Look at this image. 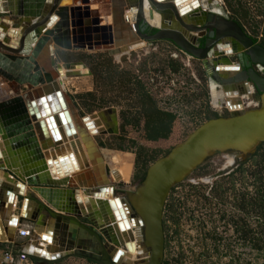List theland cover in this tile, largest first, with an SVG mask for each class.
<instances>
[{
  "label": "water",
  "instance_id": "1",
  "mask_svg": "<svg viewBox=\"0 0 264 264\" xmlns=\"http://www.w3.org/2000/svg\"><path fill=\"white\" fill-rule=\"evenodd\" d=\"M2 1L0 0V8L3 7ZM88 1L79 0L81 5H70L69 8L61 6L59 0H17L15 7L8 5L13 16L22 22V24L17 22L15 26L19 28L23 26L20 35H24V41L21 40L20 49H18V47L6 44V39L5 41L0 40V76L11 82L10 87L15 92L14 97L0 102V143H2L0 150L4 144V147L10 148L12 151V154L4 159L0 153V170L4 173V179L16 181L14 185L18 186L20 190L13 191L14 187L6 182H0V194H4V205L6 206H9L8 199L12 194L15 196V204L23 202L20 215L14 225L17 222L20 224L27 221V210L25 209L31 202L35 203L38 211L44 210L55 219L52 231L58 234L61 241L59 245L64 247V251L51 254L48 257L46 252H42V254H46L41 256L37 254L38 248L33 251L30 247L26 253L35 262L41 260L45 264H54L62 257L78 255L88 258L96 264H121L118 260L123 255L124 247L133 248L130 231L127 230L128 236L123 232L128 226L123 218L122 207H127L130 214L129 224L132 226L144 224L142 235L137 242L143 256L128 264H161L164 247L162 213L171 187L181 182L210 155L224 153L232 157V162L239 157L246 161L264 142V47L254 43L235 21L227 17L225 12L219 14L203 10L200 12V19L204 17V22L192 27L182 22L181 16L189 9L181 11L182 8H176L174 4L178 0H165V3L149 0L154 10L161 16L167 15L166 12H168L169 16L175 17L177 22L185 28L186 33H182L174 31V28L177 29V27L172 25L171 28L164 29L162 25L149 24L142 17V0H110L111 24L99 25V17L95 11L89 10ZM207 1L200 0V4L204 5ZM192 4H194L193 8L198 7L197 0H193ZM166 8L168 11L165 10ZM126 10L137 11L132 28L125 25L123 21V12ZM42 12L43 14H41ZM5 15L7 14L0 13V31L5 26L1 22ZM28 15L40 16V18L36 22L25 25L23 23L27 21V18H22ZM54 16L57 17V20L52 28L48 29ZM170 19L168 17V21ZM217 22L220 24V29L226 30V32H219V28L214 24ZM79 29L82 31L80 32ZM146 30H153V33L147 34ZM193 32L198 33L197 38L194 37ZM187 33L193 35L197 41L202 37V46H196L194 39ZM96 35H100V37L98 38ZM223 37H228L231 40L225 41L222 39ZM49 38L52 41V48L49 53H46L45 48ZM119 39L124 40L123 44L133 43L136 40L140 42L169 40L189 56L200 60L209 84L214 82L216 87H222V94L227 91L224 86L230 85L229 87H231L233 84H243V87L238 85V88H242L248 98L252 97V91L257 93L254 108L242 112L229 111L227 116L217 115L205 120L192 130L183 141L174 145L166 155L156 158L147 166L143 179L134 187V190L126 193L127 199L120 197L122 206H119L117 197L106 200V196L112 195L114 186L112 183L108 184L100 152L95 142L89 141V139L88 144L90 147L92 146L91 150L95 154V157L88 160L92 164L93 172L90 170L91 172L87 176L76 177L77 183L69 177L63 182L50 179L46 166L41 161L43 154H41L27 114V110L30 111L29 105L33 103V98L35 100L39 98L50 100L51 107L49 104L43 106L47 117L35 123L34 127L38 130V139L42 142V149H47L50 146L57 150L56 141L53 139L54 142H52L48 139L49 137L45 136V123L48 124V127L53 128V132H56L55 122L58 121L65 130H71L68 133L69 137L74 134V131L63 102H66L72 115L77 114L66 94L64 99L61 96L59 89L61 77L57 81L60 74L59 64L55 62L53 51L84 47L91 49L93 46L100 45L116 47ZM133 39L136 40L132 41ZM227 44L232 48L229 56L226 60L223 59L224 57L220 59V52L217 48ZM214 48L217 51H214ZM107 52L112 55L116 50L108 48ZM232 54L236 55V62L230 60L229 57ZM44 59L47 61L46 65L42 62ZM37 60L41 65L37 63ZM224 62L232 64L220 65ZM79 66H83V64L80 62L63 63L66 77L75 78V76L88 74L86 70L72 72V69ZM248 83L251 84L252 90L248 89ZM39 85L41 86L38 88ZM21 87L26 88L22 94H20ZM31 87H37L33 93L30 91ZM60 106L63 112L60 111ZM229 107L227 106V108ZM108 112H111L115 119L113 108L104 109L99 113ZM111 126L107 132L115 134L117 126L116 124ZM95 132L105 134V130L100 128H97ZM65 148L67 151L69 150L67 145ZM15 150L17 153L22 151L26 164L18 165L12 162L16 158ZM46 158V162L50 163V159ZM34 161L41 162L37 165ZM17 182L26 185L28 192L25 195L20 192L22 186H19ZM80 188L85 193L83 200L96 207L98 215L93 211L87 213L80 206L79 198L75 197L77 189ZM24 198L25 200H23ZM113 201L117 202L119 207L112 213L110 205ZM77 203L81 209L76 206ZM112 214L116 216L117 220L123 218L122 223L120 220L116 223L121 234L117 230L115 232L110 225L106 228L100 220L103 216L112 219ZM115 246L122 247L123 250L119 248L112 254ZM49 247L48 245L46 249L51 250Z\"/></svg>",
  "mask_w": 264,
  "mask_h": 264
},
{
  "label": "rangeland",
  "instance_id": "2",
  "mask_svg": "<svg viewBox=\"0 0 264 264\" xmlns=\"http://www.w3.org/2000/svg\"><path fill=\"white\" fill-rule=\"evenodd\" d=\"M74 2L73 5H81L79 0ZM109 4L110 0L88 1L89 10L95 11L102 23L108 21L101 17L108 15ZM218 4L254 43L264 47V0H218ZM152 11V20H163L158 12ZM168 17L174 23L172 16ZM107 49V45L57 49L54 56L62 69L63 92L77 116L84 117L88 133L93 134L104 156L109 178L112 180L114 169L120 173L117 180L111 181L114 194L127 199L126 193L143 179L141 176L149 164L183 141L207 120L205 116H227L229 111L224 104L219 107L212 104L211 87L200 60L169 40L143 41L135 47L111 49L116 50L112 55ZM229 52L226 48L224 54L229 56ZM229 58L237 61L235 54ZM75 62L83 66L72 69L73 72L86 70L88 74L66 77L63 63ZM251 95V98L242 95L244 110L256 104L257 95ZM150 104L159 112L175 114L172 124L153 129V116L147 110ZM108 108L115 110V134L107 132L113 124L111 112L102 119L98 114ZM97 128L105 130V134H97ZM227 156L230 157L224 153L208 156L171 187L162 213L165 245L161 264H264V205L258 207L264 204V160L260 157L257 169L261 170L254 179L252 160L239 157L229 164ZM245 201L247 212L241 207ZM42 239L51 242L52 235ZM69 258L73 264H96L83 256ZM137 258L140 259L128 254L120 263H132Z\"/></svg>",
  "mask_w": 264,
  "mask_h": 264
},
{
  "label": "bare ground",
  "instance_id": "3",
  "mask_svg": "<svg viewBox=\"0 0 264 264\" xmlns=\"http://www.w3.org/2000/svg\"><path fill=\"white\" fill-rule=\"evenodd\" d=\"M16 1L17 0L14 1L15 5H16ZM157 1L165 3V0H157ZM73 2H74V0H59V3H60L61 6H65V7H68V8H69L70 5H73ZM142 2H143V15H142V17L149 24H151V25L155 24L154 26H160V24H162L164 22L165 23V25H163L164 29L165 28L169 29V28H171L170 26L172 25L173 27H177V29L174 28L175 29L174 31H177V32L179 31V32H182V33L186 32L185 28L182 27L177 22L175 17H173L172 15H171L172 16V21H174V23H172L171 20L168 21V18H167L169 16L168 12H166V14H167L166 16L167 17L166 16H161V14L159 13L164 21L161 20V21L155 22L154 20H152V18H151V17H153V14H152L153 11L152 10H154V8L149 3V0H142ZM192 2H193V0H178L174 4L176 8H182L181 11H185L186 9H189L186 13H184L181 16L182 22L187 24L188 26L194 27V26L198 25V23L202 24L204 22V19H205L204 17L202 19H200V17H201L200 16V12L203 11V9H201L202 7L207 8V6H208L210 8V9H208V11H212L214 13H219V14H223L224 13V12H222V10L220 8V5L218 4V0H208L204 5L200 4V0H197V2H198V7L197 8H193L194 4H192ZM4 6L5 5L3 4V7H2L3 9L0 8V13H4L3 10L7 9L6 6L5 7ZM100 7L101 6H99V9H100ZM115 7L119 8L118 6H115ZM147 8H150V9L148 10V12H145L147 10ZM108 9H109L108 15H105V16H103L101 18L106 17L108 22H109L108 24L110 25L111 24V5L110 4L108 6ZM165 10L168 11V8H166ZM4 14H7V13H4ZM41 14H43V12ZM159 14H158V16H159ZM197 14H199V15H197ZM12 15H14V14H12ZM136 15H137V11L136 10H126V11H124L123 12V21L125 22V25H128L130 28H132L133 19L136 17ZM24 18H27V21L25 22V25H28L30 23L36 22L40 18V16L32 17V16L28 15L27 17H24ZM30 19H32V20L30 21ZM56 20H57L56 16L52 17V21L50 23L51 25L48 26V29L52 28V26L55 24ZM105 24L108 25L107 23H102L99 20V25H105ZM214 24H215V26H217L219 28L218 29L219 32H226V30L220 29L221 27H220L219 22L214 23ZM22 27L23 26H21V28L15 26V28L10 29V31L9 30H7V31L3 30V33H2V31H0V35H1L0 36L1 37L0 40L1 41H5V39H6V41H5L6 44H8L10 46H14L16 48L18 47V49H20L19 44H20L21 40L24 41V35L23 34L20 35L22 33ZM69 28H70V26H69ZM79 30H80V32L82 31L81 29H79ZM193 33H195V32H193ZM96 36L98 38L100 37V35H96ZM50 39L51 38H49V41L46 43V46H47L45 48V52L46 53H49L50 48H52V41ZM222 39H224L225 41L231 40L228 37H223ZM134 40H136V39H133L132 41H134ZM123 42H124L123 39H119L118 44H117L118 46L114 47L113 45H108L107 47L111 48V49L130 48V47H135V46L141 45V43H142V42L137 41V40L134 41L133 43L131 42V43L123 44ZM196 42H197V40L194 38V44ZM212 48H211V50H212ZM226 48H229L230 50L232 49L231 46H229V44L221 45V46H219L217 48L218 51L220 52V56H219L220 59H221V57H224L223 59L226 60L227 55L224 54V51H225ZM47 49H48V52H47ZM214 51H217V50H215V48H214ZM53 56H54V51H53ZM209 57H210V55H209ZM54 59H55V56H54ZM42 62H43L44 65H46L47 61L44 59V61H42ZM37 63L39 65H41L38 62V60H37ZM231 64L232 63L224 62V63H222L220 65H231ZM59 70H60V74L57 77V81H58L59 77L62 75V69L59 68ZM233 72L237 73V71H233ZM5 81H6L5 82V86L3 85V83L0 86V92H1L0 102H2V100H6V99L8 100L9 98L15 96L14 89L12 87H10V83L11 82L7 81V80H5ZM59 84H60L59 85V89L61 90L60 93H61V96L63 98L65 96V93L63 92V86L61 84V81H60ZM238 85L243 87V84H238ZM238 85L233 84V86H231V87H229L230 85L224 86V88H226L227 91L225 92V94L224 93L222 94V92H223L222 87H220V86L216 87V84L214 82H211V84H210L211 93L210 94H211L212 104L214 106H217V107H219L221 104H224L226 106V108H227V106L228 107L230 106L229 108H227L228 111L242 112L244 109H243V103H242V99L241 98H242V95H245V93H243L244 91L242 90V88H238ZM40 86L41 85H39L37 87L39 88ZM247 86H248L249 90H252V86H251L250 83H248ZM37 87H31L30 91L33 93V90H35ZM25 92H27V91H25ZM238 92H240V93H238ZM22 93H24V92L21 91L20 94H22ZM5 97H7V98L4 99ZM32 101H33V103L29 105V110L31 112L27 110V114L29 115V119L31 121L30 124H31L32 129L34 131V134H35V136L37 138L38 145H39L40 150H41V154H43L42 158H41V161H43V162L46 161L45 160V159H47L46 157H48L50 160L52 159V161H50V163H48V164H50L49 167H47L46 163L44 162V165L46 166L45 168H46L47 174L50 177V179H54L56 181H60V182L62 181L63 182V180H66L69 177V178H72L74 180V182H76V177H79L80 175H83L84 177L87 176V174H89L92 171V164L88 160L92 159L93 157H95V154L91 150L92 146L90 147V145L88 144L89 143L88 139H89V141H93V142H94V140H93V137H92L93 134L88 133L87 126H86V124L83 121L84 117L81 118V117H78L75 114L72 115V112L69 110V108L67 107L66 102L64 101L65 103L63 102V104L65 106V109L69 113V117H70V121H71V124H72V128H73L74 134H72V135H70L68 137V135H69L68 133L71 130H65L63 125H61V123H59L58 121L55 122V130H56V132H53L54 131L53 128L52 127H48V124L45 123V128H46V131H45L46 135L45 136L49 137L48 139H50V141H52V142H54L53 141V139H54L56 141V143L58 144L57 145L58 148L63 147L62 150L61 149H59V150L52 149L51 151H48L51 147L48 146L49 148H47V149L43 148L42 149V147H41V143L42 142L38 139V130H36V128L34 127V124L37 123L39 120H44L47 117V116H45L43 106H46L47 104H49V107H51L50 100H47L46 98H44L43 100H41L40 98L35 100L33 98ZM73 109H74V107H73ZM60 111L63 112V109H62L61 106H60ZM74 111H75V109H74ZM98 114H99V117L102 119L103 115L106 114V113H102V114L98 113ZM112 119H113V117H112ZM104 124L106 125L105 120H104ZM113 124H115L114 120H113ZM39 135L41 136L40 133H39ZM0 144H2V143H0ZM66 145H67V148H69L68 151L65 148ZM0 153H1L2 158L4 159V158H6V156L8 157L9 155H11L12 151H10V148L4 147V144H3L2 145V150H0ZM15 153L17 155L16 151H15ZM100 155L102 157L101 161H102V164H103V169H105V176H106L107 180L109 181L108 184H111V181L118 179V177L120 176V173L117 170H115V169L112 170V177H111L112 180H111L109 178L108 173H107L105 162L103 161L104 157H103L102 154H100ZM227 158H228L227 159L228 163L230 164L232 162V157H228L227 156ZM15 161H16V158L12 162L15 163ZM40 162H35V163H37V165H38V164H40ZM24 164H26V163H24ZM95 164L97 165V162H95ZM15 166H16V164H15ZM32 166H35V165H32ZM28 167H30V166H28ZM96 173H97V171H96ZM118 174H119V176H118ZM18 184H19V186L20 185L22 186L20 192H22V194H24L25 185L22 184V183H18ZM19 190H20V188H18V186L14 185V190L13 191H19ZM81 190H77V192H76L77 197L79 198L80 206H82L83 210H85V212H87V213H91L92 211L93 212H97L95 210L96 207H94L93 205H90V203L87 204V202H85L83 200L85 193L83 194V191H81ZM10 197L12 198V195H9V199H8L9 201H11ZM106 197H107L106 200H111V199H114V197H117V202L119 203V206H122V204H123L121 202V198L119 196L115 195L114 191H113L111 196L108 195ZM117 202L113 201L112 204L110 205L112 213H113L114 209L118 210L119 206H118ZM79 203H77V205H76L78 208H80V206H78ZM87 206H88L89 209L87 208ZM126 208L122 207V210H123V214H124L123 218L125 219L128 228L124 229L123 232H124V235L128 236L127 230L130 231V233L132 235V240H133V248L132 249H128V247L125 246L124 250H123L122 247L115 246L116 248L113 249L112 254H114L119 248H120V250H123V255L118 260L119 263L128 254L129 255H134V256L138 255L140 258L143 256L142 250H140V246H137V242H139L140 236L142 235V230L144 228V224H141V226H139V225L132 226L131 224H129L130 222L128 220H129L130 214L127 211ZM96 214L98 215V212ZM123 218L121 217L120 219L117 220L116 216L114 214H112V219H110L108 216H106V217L103 216L100 220H101L102 224H104V226L106 228H107L108 225H110L111 228L114 229V231L117 230L118 232H120V230H119L120 228H119L118 225H116V223H118L119 220L122 223V219ZM11 223L14 225L15 218H14L13 222H11ZM49 230H50V228H49ZM111 233L114 234L113 232H111ZM120 234H121V232H120ZM51 235H52V239H53L52 241L55 242V239H57V235L58 234L54 233L52 231V229L49 232L48 231L43 232L42 238H43V236L45 238H50ZM127 240H130V239H127ZM37 248H38L37 249V254L38 255L44 256L47 253L48 257H50L51 254L64 251V248L60 249V250H57V251H55V250H47L42 245H38ZM42 252H46V253L42 254ZM91 252H93V251L91 250ZM93 253H95V252H93Z\"/></svg>",
  "mask_w": 264,
  "mask_h": 264
},
{
  "label": "crops",
  "instance_id": "4",
  "mask_svg": "<svg viewBox=\"0 0 264 264\" xmlns=\"http://www.w3.org/2000/svg\"><path fill=\"white\" fill-rule=\"evenodd\" d=\"M14 1L15 0H3L2 1L3 4L7 8V9L3 10L4 13H7V15H5V17H3L1 19V22L5 25L4 28L1 29L2 33H3V30L4 31L9 30L10 31V29L15 28V24H17V22H19L17 20V17L13 16L12 13H10V10L8 9L9 8L8 5H10L11 7L12 6L15 7ZM73 4H76V2H73ZM31 20L32 19H30V21ZM106 22L109 23L108 21H106ZM18 24H22V22H19ZM23 24H25V23H23ZM52 149H54V148H50L48 151H51ZM59 149L62 150V147H60V148L57 147V150H59ZM15 151L17 152V150H15ZM45 160L47 161V159H45ZM24 161L25 160H24V156H23L22 151L17 153L15 163H17L18 165H21V164L25 163ZM46 161H44V162L46 163L47 167H49L50 164H48V162H46ZM50 161H52V159ZM3 176H4V173L2 170H0V182H6V184L10 185L11 187H14V183L16 181H13L12 179H8L9 181H7L4 179ZM18 183H21V182H17V184ZM77 190H81V188L77 189ZM25 192H28L26 185H25ZM25 192H24V195L26 194ZM76 196H77V194L75 195V197ZM23 200H25V198ZM14 202H16L15 196H14V194H12L11 201L8 200V205L9 204L10 205L9 206L4 205V194H0V252L2 250H5V249H10L15 254L24 253L25 255H27V253H26L27 249H29L31 247V249L33 251H36V248L38 247V245H41V242H44V248H46L49 245L50 246L49 248L51 250L57 251V250L64 248V247H61L59 245L61 243V241H60L58 235H57V239H55V242L54 241L46 242L45 240L41 239L42 238L41 235L43 234V232H45V231L49 232L51 229H53V225L55 224V219L53 217H51L49 214H47L44 210L38 211L36 209V205L34 202H31L30 206H28V208L25 209V210H27L26 211L27 212V216H26L27 221H24L20 224L17 222V224L14 225V227H13V224H11V222H13L14 218H15V221L18 219V217L20 215V209L22 206L21 204L23 203L22 201L17 202L16 204ZM49 228H50V230H49ZM19 230H24L28 234L25 235L24 237H21L18 235ZM69 257H71V256L62 257L60 260H58L54 264H73ZM29 259L31 260V264H45V262L41 261V260L35 262L30 257H29ZM74 263L78 264L79 262H74Z\"/></svg>",
  "mask_w": 264,
  "mask_h": 264
},
{
  "label": "trees",
  "instance_id": "5",
  "mask_svg": "<svg viewBox=\"0 0 264 264\" xmlns=\"http://www.w3.org/2000/svg\"><path fill=\"white\" fill-rule=\"evenodd\" d=\"M150 32H153V30H150ZM253 41H254V39H253ZM88 95H90V94H88ZM148 111H151V116H153L152 118H151V120H152V125H151V127H154L153 129H155V127L157 128V129H160V128H166V126H170L171 124H172V122L174 121V119H175V114H173L172 112H167V111H162V112H159L156 108H155V106H152L151 104L149 105V108L147 109ZM155 113V114H154ZM205 119H209V117L208 116H205ZM150 128V127H149ZM147 129V128H146ZM119 149H121V150H123V148L122 147H118ZM138 156H139V154H137V158L135 159L136 160V162H138L139 160V158H138ZM260 157L262 158V160H264V142L263 143H261L258 147H257V149H256V151H255V153L252 155V156H250V158H248V160H252L254 163H253V165H254V167H255V170H254V172L252 173V175H254V179L255 178H257L256 177V174H259L260 173V170H261V168H258L257 169V166H258V164H259V159H260ZM154 160V159H153ZM247 161V160H246ZM143 176H144V173L142 174V176H141V179L143 178ZM263 205L264 204H262L261 203V205H259L258 207L259 208H262L263 207ZM241 207H244L243 208V210L245 211V212H247V203H246V201L244 202V203H242V206ZM245 233H246V231H245ZM163 264H169L168 262H164Z\"/></svg>",
  "mask_w": 264,
  "mask_h": 264
},
{
  "label": "built area",
  "instance_id": "6",
  "mask_svg": "<svg viewBox=\"0 0 264 264\" xmlns=\"http://www.w3.org/2000/svg\"><path fill=\"white\" fill-rule=\"evenodd\" d=\"M5 82H6L5 79L2 76H0V86L2 83L5 86ZM6 98L7 97H5L4 99ZM18 233H19L18 235L21 237H24L25 235L28 234L24 230H19ZM0 264H31V260L24 253L15 254L12 250L5 249L0 252Z\"/></svg>",
  "mask_w": 264,
  "mask_h": 264
},
{
  "label": "flooded vegetation",
  "instance_id": "7",
  "mask_svg": "<svg viewBox=\"0 0 264 264\" xmlns=\"http://www.w3.org/2000/svg\"><path fill=\"white\" fill-rule=\"evenodd\" d=\"M242 29V28H241ZM243 30V29H242ZM147 34H151V33H153V32H150L149 30H146L145 31ZM254 42V41H253ZM202 43H203V40H202V37H201V39H199L197 42H196V46H202ZM252 94L253 95H257V93H255V91L254 92H252ZM114 120V123H115V119H113ZM163 209H164V207H163ZM165 221H164V219H163V216H162V230H163V237H164V231H165V223H164ZM165 239V238H164ZM103 242H104V239H103ZM164 245H165V240H164ZM163 250H164V247H163Z\"/></svg>",
  "mask_w": 264,
  "mask_h": 264
}]
</instances>
